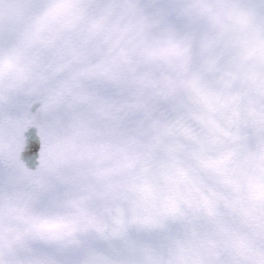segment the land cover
Masks as SVG:
<instances>
[{
    "label": "snow or ice",
    "instance_id": "snow-or-ice-1",
    "mask_svg": "<svg viewBox=\"0 0 264 264\" xmlns=\"http://www.w3.org/2000/svg\"><path fill=\"white\" fill-rule=\"evenodd\" d=\"M0 264H264V0H0Z\"/></svg>",
    "mask_w": 264,
    "mask_h": 264
}]
</instances>
